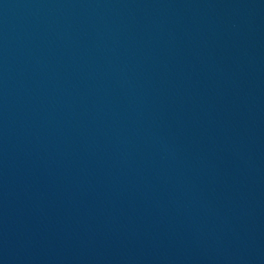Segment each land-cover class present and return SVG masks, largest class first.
Wrapping results in <instances>:
<instances>
[{"label":"water","instance_id":"1","mask_svg":"<svg viewBox=\"0 0 264 264\" xmlns=\"http://www.w3.org/2000/svg\"><path fill=\"white\" fill-rule=\"evenodd\" d=\"M0 264H264V0H0Z\"/></svg>","mask_w":264,"mask_h":264}]
</instances>
